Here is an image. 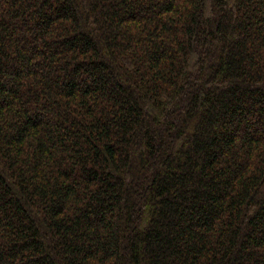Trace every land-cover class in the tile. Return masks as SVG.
<instances>
[{"label":"trees","instance_id":"1","mask_svg":"<svg viewBox=\"0 0 264 264\" xmlns=\"http://www.w3.org/2000/svg\"><path fill=\"white\" fill-rule=\"evenodd\" d=\"M0 264H264V0H0Z\"/></svg>","mask_w":264,"mask_h":264}]
</instances>
